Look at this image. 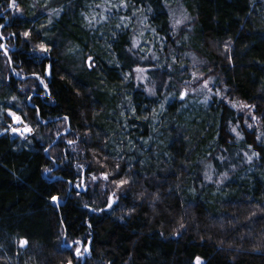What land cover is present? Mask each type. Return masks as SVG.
I'll return each instance as SVG.
<instances>
[{
	"label": "trees",
	"instance_id": "obj_1",
	"mask_svg": "<svg viewBox=\"0 0 264 264\" xmlns=\"http://www.w3.org/2000/svg\"><path fill=\"white\" fill-rule=\"evenodd\" d=\"M181 1L0 0V264H264V0Z\"/></svg>",
	"mask_w": 264,
	"mask_h": 264
},
{
	"label": "rangeland",
	"instance_id": "obj_2",
	"mask_svg": "<svg viewBox=\"0 0 264 264\" xmlns=\"http://www.w3.org/2000/svg\"><path fill=\"white\" fill-rule=\"evenodd\" d=\"M169 2H170L169 8H170V12H171L172 19H173V28L175 30L174 33L179 34L180 31L178 30L180 29V27L188 21V14L186 13L185 7L183 6L181 0H169ZM148 32L149 31H144L143 38L142 36L138 35L137 39L141 41L144 40L143 42H145L148 36L151 37L152 35L151 32H149L150 34L147 35ZM3 38L5 39V37H2V39ZM153 38L155 39V37ZM178 43L180 47L183 46L180 41ZM1 47L2 49L5 50L4 43L2 44ZM182 53L183 51L179 52V55L176 57L174 64H171V67H170L171 77L178 76L177 77L178 79L175 77V79L172 80L171 86H174V88L177 89V91L179 92V97L184 95L186 92L187 95L184 97L185 99L188 98L189 101L191 102L193 101L194 103H196V105L204 107L205 105L208 104V98H209L210 91H209L208 84H207V87H204L205 83H203V80L199 77V73L197 69V63H198L197 59L198 58L194 54L186 53L184 55L186 56V59L183 60L181 59ZM186 61L187 62L191 61L192 64L188 65ZM139 69H141L142 71H136L137 70L136 69L134 71V78L137 81H140L141 83H143L144 85L150 86V82L153 81V78L147 75V70L145 68H139ZM177 81H178L179 87H176ZM185 82H187L186 85H185ZM181 83H184V85H182ZM171 97L172 95H170L168 99L170 100ZM173 97L175 96L173 95ZM245 106L246 105H242L238 103L239 108L247 109V107ZM20 123H21L20 120L19 121L17 120L16 124L21 125ZM17 130L19 132L21 131L24 135L29 133V130L25 128V126L17 128Z\"/></svg>",
	"mask_w": 264,
	"mask_h": 264
},
{
	"label": "snow or ice",
	"instance_id": "obj_3",
	"mask_svg": "<svg viewBox=\"0 0 264 264\" xmlns=\"http://www.w3.org/2000/svg\"><path fill=\"white\" fill-rule=\"evenodd\" d=\"M12 6L15 7V2H13V5H12ZM0 27H2V26H0ZM24 35L27 37V36H28V33H25ZM40 50H41V51H44V52H47V51H48V49H47L46 47H44V45H41V46H40ZM5 54H7V50H6V49H5ZM89 66H93V65L90 63ZM136 71H142V70H141V69H137ZM204 87H207V82H205ZM209 91H211V89H209ZM186 95H187V93L185 92V94L181 96V99H184V97H185ZM217 95H219L218 92H217ZM232 106L235 107V104H233ZM245 107H247V106H245ZM11 115L15 116V113H11ZM16 119L19 121L20 118H19V117H16ZM65 119H67V118H65ZM249 127L251 128L252 125H249ZM28 130L30 131V129H28ZM13 131H16V129H13ZM233 131H235V129H233ZM69 143L71 144L72 141H69ZM254 155H258V154H257V153H254ZM248 159L251 160L252 157H249ZM103 178H104V179H108V176L105 175ZM95 179H96V177L93 176V180H95ZM127 183H128L127 180H120V181H119V186H122V185L127 184ZM77 186L79 187V185H77ZM52 199H53L54 201L57 200L56 197H52ZM111 206H112V205L109 204V207H111ZM181 228H183V225H181ZM19 245H20L21 248L26 247V246L28 245V240H26V239H21L20 242H19ZM84 251H85V252H88V251H90V249H89V248H85ZM80 255H82V253L80 252L79 249H77V256H80ZM69 264H71V262H69ZM196 264H203V262L198 258L197 261H196Z\"/></svg>",
	"mask_w": 264,
	"mask_h": 264
},
{
	"label": "built area",
	"instance_id": "obj_4",
	"mask_svg": "<svg viewBox=\"0 0 264 264\" xmlns=\"http://www.w3.org/2000/svg\"><path fill=\"white\" fill-rule=\"evenodd\" d=\"M30 132V131H29ZM25 135H27V134H25Z\"/></svg>",
	"mask_w": 264,
	"mask_h": 264
}]
</instances>
